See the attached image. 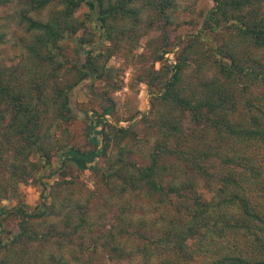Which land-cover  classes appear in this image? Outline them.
<instances>
[{
	"label": "trees",
	"instance_id": "obj_1",
	"mask_svg": "<svg viewBox=\"0 0 264 264\" xmlns=\"http://www.w3.org/2000/svg\"><path fill=\"white\" fill-rule=\"evenodd\" d=\"M137 1L36 0L38 9L53 3L60 8L46 21L24 18L28 30L34 32V40L27 46L34 66L53 63L59 43L85 28L86 22L96 40L77 37L82 61L76 68V81L67 88L54 87L51 95L45 82H33V93L0 66V159L3 154L10 155L11 176L31 177L32 171L50 167L53 146L46 115L68 122L73 113L69 96L73 87L90 81L93 88L94 82L104 80L107 71L100 65L101 54L94 46L123 36V21L137 22L139 11L133 6ZM174 1L155 0L148 5L160 15ZM210 1L212 7L203 18L202 31L224 29L239 44L264 53V0ZM82 5L88 10L87 19L78 21L74 14ZM165 53L162 50L153 61L162 62ZM214 54L221 59L214 62L213 78L195 85L184 82L189 58L186 53L165 71L166 79L156 99L168 111L161 113L156 122L158 132H154L148 164L128 168L125 163L119 167L115 161L109 173L103 175L122 179L131 191L142 189L155 208H161L158 221H141L143 232L135 227L130 236L146 242L140 252L148 258L153 254L168 256L164 264H190L197 259L200 264H264V59L244 58L236 46L215 48ZM63 64L58 63V68ZM166 67L163 62L162 69ZM113 108L111 104L101 113L83 112L90 148H60L61 170L67 165L79 171L95 170L92 164L99 157H105L113 146L119 149L121 140L135 136L132 127H117L107 119ZM177 115H187L188 122L185 124ZM32 156L38 157L39 164L31 161ZM9 191V184L0 183V193ZM14 211L22 218L20 232L8 244L0 238V254L7 258L13 256L17 246L39 240L29 231L28 220L44 213L27 212L23 202ZM5 214L0 206V236L4 232L1 217ZM85 222L81 215L73 225L66 216L64 223L69 232L64 233V241H71ZM120 234L129 233L121 230ZM110 238L113 243L118 241L114 235ZM118 248L119 244L112 245L113 250ZM2 259L0 264H5ZM53 263L68 264L57 257Z\"/></svg>",
	"mask_w": 264,
	"mask_h": 264
},
{
	"label": "rangeland",
	"instance_id": "obj_2",
	"mask_svg": "<svg viewBox=\"0 0 264 264\" xmlns=\"http://www.w3.org/2000/svg\"><path fill=\"white\" fill-rule=\"evenodd\" d=\"M35 2L0 1V66L7 75L18 79V83L29 86L33 93L36 88H33V82L35 85L45 82L47 94L51 95L54 87L67 88L76 81V68L82 61L77 37L94 40L96 37L86 22L85 28L59 43L53 63L43 62L37 68L27 52V46L34 40V32L28 30L24 18L46 21L60 6L53 3L38 9ZM148 2L155 0H138L133 5L139 11L138 20L135 23L132 20L122 22L123 36L94 46L97 54H101L100 65L107 71V76L94 82L93 88L90 81L73 87L69 93L73 112L71 120L63 122L46 115V125L50 126L47 133L53 146L50 167L39 168L37 173L32 171L31 177L18 175L16 178L11 176L13 160L10 155L1 156L0 183L9 184L10 191L0 193V206L7 212L1 217L4 232L0 238L8 244L11 237L20 232L22 218L14 211L20 202L25 204L29 213L44 212L42 216L28 220L29 231L36 233L39 240L17 246L10 258L0 254L5 264H54V257L68 264H164L163 259L168 257L153 254L148 258L140 252L146 242L130 236L135 227L143 232L139 225L141 221L148 224L158 221L161 208H155L142 189L131 191L122 179L103 175L109 173L115 161L119 167L125 163L128 168L148 164L156 137L154 132H158L156 122L161 113L168 111L156 97L166 79L165 71L169 70L170 64H176L183 53L189 56L183 74L185 85L213 78L214 62L221 57L215 56V48L236 46L244 58L250 56L259 60L264 59V53L239 44L224 29L202 31L203 18L212 7L210 0H175L173 6L160 15ZM87 14V8L82 5L74 18L85 20ZM164 49L167 53L162 62H154V56ZM61 62L64 64L58 68ZM163 62L167 66L164 70ZM111 104L113 112L107 119L117 127H132L135 136L121 140L119 149L113 146L105 157H99L92 164L95 170L79 171L72 165L61 170L60 148H90L86 137L87 119L83 112L89 115L91 112L101 113ZM187 117L177 115L185 124ZM31 161L37 163L38 157L32 156ZM81 215L86 219L85 224L71 241H64V233L69 232L64 223L66 216L75 225ZM121 230L129 234L121 235ZM111 235L118 237V241L113 243ZM116 244H119L117 251L112 249ZM190 264H200V260Z\"/></svg>",
	"mask_w": 264,
	"mask_h": 264
}]
</instances>
